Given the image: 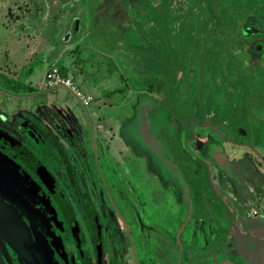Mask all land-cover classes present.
<instances>
[{"label":"rangeland","instance_id":"1","mask_svg":"<svg viewBox=\"0 0 264 264\" xmlns=\"http://www.w3.org/2000/svg\"><path fill=\"white\" fill-rule=\"evenodd\" d=\"M3 1L11 3L12 14L20 17L29 14L31 25L23 26L18 21L8 22L4 18L6 8L0 9V57L3 55L7 58V50L12 45L19 46L20 53L23 47L29 53L26 40L21 38L20 42H11L14 31L24 34L22 28L29 29L25 33H29L27 39L30 36L32 47L36 35L44 38L37 54L18 62L21 68L19 78L12 79L7 67H0V120L10 121L23 109H32V113L37 116L43 111L47 112L49 107L58 109L65 118L73 120L72 124H68L72 125L73 135L70 134L74 139H63L62 144L78 186L83 189L86 181L88 184L99 180L97 177L91 178L92 181L82 180L81 177L86 178L84 174L88 168L98 173L101 167L107 180L106 188L111 193H120V167L119 164H113L118 154L114 153L115 150L112 154L110 150L105 157L101 141L98 137L95 141L92 135V120L86 109L91 112L96 110V102L93 100L89 106L84 107L63 86L40 90L37 86L33 87V84L43 78L46 67L57 62V66L62 68V62L70 60L73 63L71 73L78 75L87 84L80 90L84 94L90 91L96 96L95 100L100 103L101 113L107 123L121 127L120 132L132 151L128 157L129 165L137 168L136 177L140 176L146 184L149 179L145 178H153L158 185L165 187L162 176H165L166 171L157 166L151 151H144V144L143 151H140L143 140L135 138L134 134L141 135L142 130H134L133 127L137 121L142 122L144 119L141 118L145 115L148 125L154 131H159L158 125L163 122L162 115L174 116L175 127L172 126L168 131L170 137L164 136L165 142L162 145L168 147H165V151H159L160 158L167 161L172 158L180 162L187 172L188 184L193 186L202 199L204 195L207 197V202L204 200L206 205L202 203L206 207V212L203 210L205 214L202 213L204 244L194 243L192 249L199 255L202 251H208V246H212L211 249L216 246L220 256L227 252L226 256L235 262L241 255L249 256L255 262L264 234L260 231L257 234L259 238L250 237L252 232L240 229L236 223L232 202L217 195L210 197L215 192L213 184L218 174L208 169L203 160L194 159L187 145L193 140L191 126L196 127L206 118L210 121L207 122L208 126L215 127V130L208 128L211 131L209 137L193 143L195 150L208 144L209 138L211 143V138L220 141L231 137L245 139L250 144L249 148L252 147L257 154L259 151L264 157V0H71L70 4L61 8L64 26L53 19L61 4L52 3V0H25L27 3L23 0H14V3L12 0H0V3ZM45 13L46 18H43ZM34 17L38 19L33 20ZM74 17L80 18L91 30L86 34L81 33L83 40L80 46L70 53L60 37L62 30H73L71 24ZM250 18L261 22L260 32L251 27ZM205 39H210L212 49L208 48L204 53L202 42ZM257 42L263 48L260 50L257 47L254 52L253 45ZM22 66H25L24 69ZM27 79L31 85L27 84ZM149 99L156 102V105L149 104V108H145ZM17 121L14 123L17 124ZM142 124L143 128L146 127V123ZM179 129L182 130L180 139L171 142V134L175 130L177 135ZM21 132L20 135L18 131L16 134L22 136ZM162 138L158 140L162 141ZM49 145L52 151L46 147L48 156H54L60 162L58 152ZM231 149L236 153H245L243 149ZM251 152L250 149L248 153L252 156ZM261 156H257L259 162L252 160L253 166L249 168L255 170L254 185L258 187L260 196H264V159L259 158ZM51 167L60 178L65 177V164L60 172L55 170L53 163ZM237 170L238 166L235 165ZM173 171L174 168L170 170ZM96 186L102 185L98 182ZM96 189L101 196V189ZM121 192L124 194V191ZM131 197L136 200V197ZM119 199L116 198V202L120 207ZM210 200L215 208V213L212 212L214 220L208 214L207 203ZM123 211L126 216L131 214L135 217L130 208ZM148 212L151 214L150 210ZM252 220L257 222L255 218ZM219 230L227 234L222 236L220 232L217 236ZM198 264L202 262L198 261Z\"/></svg>","mask_w":264,"mask_h":264},{"label":"flooded vegetation","instance_id":"2","mask_svg":"<svg viewBox=\"0 0 264 264\" xmlns=\"http://www.w3.org/2000/svg\"><path fill=\"white\" fill-rule=\"evenodd\" d=\"M260 45V42L253 45L254 52H256V48ZM262 48L263 46H261V49ZM46 110H48V108ZM17 118L20 119L17 121ZM14 121H17V124L14 123ZM72 122V119L65 118L61 111L56 108L53 109V107H49L47 112L43 111L40 116L37 117H35V114H24L18 115L10 121L7 120L3 122L0 120V128L9 132L24 149L31 153L46 174H42V176L37 175L24 159L17 155L14 149L0 140V152L2 155L14 160L16 165H19L20 170L22 169L23 176L28 175L30 177L25 176L24 180L29 182L32 181L36 185L35 189H25L24 195L28 197L37 217L40 219L39 223L36 221L38 233L36 232L35 242L34 244L31 243V245H27L26 250L28 257L22 258L27 259L28 262V259H30L33 263H28L24 260L21 263L10 250L12 264H145L147 259H149V256L145 254V250L149 246L143 244L141 240L134 235L132 227L133 222L138 224V217L140 214L142 223H149L148 220L143 219L140 207L131 205L134 208V212H132L135 214L136 220L130 221V219L126 218L123 212L125 206L123 205V200L125 196L122 195L121 191L120 193H111V191L106 188L107 180L101 167L99 168L100 170L98 169V173L88 168L87 173L84 174L86 178H84V176L81 177L82 180L95 179L96 177L97 179L99 178V180L94 182L90 180L92 182L88 184L86 181V184L83 183V189L78 186L77 179L74 178V170L70 165V161L66 158L67 155L62 144L63 139L69 141L70 137L74 139V137H72L73 133H71ZM13 124H15V126ZM17 126H19V128H17ZM54 126H56V130ZM41 130L42 133L40 132ZM17 131L18 134L21 132L22 136H19L20 134L17 135ZM237 132L242 134L239 131ZM211 140L210 143L209 138L208 144L204 145L205 148H200L202 150V157L206 159L207 162L217 165L207 157L208 149L211 150L213 147L217 146L222 153L227 155L230 169H222L218 165L217 168L222 173H230V176H232L236 182L239 181L238 174L232 172L235 167L232 169V164L229 160V154H231V152H227L225 149V141H223V139L219 141L214 138H211ZM228 143L230 147H236V145L250 146L245 139H229ZM49 144L58 152L61 157L60 162L57 161L54 156H48L46 147L52 151ZM257 152L259 153L257 155L261 156L260 152ZM51 157L53 158L52 162L50 161ZM255 157L257 158V156ZM203 158L202 160L207 163ZM259 158H262V156ZM262 159H264V157ZM52 163L55 170L58 172L62 170L64 164L67 166L66 169L63 170L66 171L65 177L60 178V175L54 173V169L51 167ZM0 174L2 173L0 172ZM98 182L102 185L101 187L96 186ZM96 188H100L103 192L101 196ZM7 192L10 194L9 191ZM116 198L117 200L119 198L121 199H119L120 207L116 202ZM25 200L27 199L25 198ZM192 202H194L193 198L189 197L187 201L190 213L189 219H191L194 212V204ZM26 215L29 216L28 214ZM262 221L264 222V218ZM187 223L186 221L184 223L181 222L175 241L177 246L176 253L170 254L171 258L166 259V263L198 264V261H201L202 264H213L214 258H218L225 259L233 264H264V245H262L264 244V237L262 239L260 238L262 241L258 249L259 253L257 257H255V262L251 261L249 256L244 257L243 255L239 256L235 262L233 259H230L229 256H226L227 252H225L224 256H220L216 246H214L215 249H212L209 253L207 251H202V254H196L200 258L195 256L193 258L188 257L192 250L193 243H187L183 238L184 231L186 227L189 226ZM236 223L240 229L246 230L242 225H239L240 222ZM181 228L183 230L180 233ZM153 229H155V227H153ZM195 231L192 232V239L193 237L196 238ZM246 231L252 232L250 237H258L257 234H259L260 231L264 234V230L255 231L254 234L251 230ZM203 244L204 242L202 241V245ZM149 248L146 251H148ZM127 252L131 254L129 260L126 258ZM210 255H213V257H210ZM260 255L262 256L260 257Z\"/></svg>","mask_w":264,"mask_h":264},{"label":"crops","instance_id":"3","mask_svg":"<svg viewBox=\"0 0 264 264\" xmlns=\"http://www.w3.org/2000/svg\"><path fill=\"white\" fill-rule=\"evenodd\" d=\"M23 1L24 3H27L25 0ZM12 2L14 3V0H12ZM53 2L61 4V6L54 14L53 19L55 20V22L58 21V24H60L61 26H64V23L62 22L61 8H64L65 5L70 4L71 0H52V3ZM46 3H49V1ZM11 7L13 6L9 2L3 1L0 3V9L6 8V11L4 13V18L8 22L18 21L20 24H23V26L28 24L31 25L29 14H26L27 16L22 15L23 17L17 16L14 13L12 14L13 8L11 9ZM46 15L47 14L45 13V16H43V18H46ZM0 19L2 18L0 17ZM32 19L35 20L38 18L34 17ZM250 24L252 25L251 27L254 28L256 31L260 32L262 30V26H261L262 24L260 21H257L254 18H250ZM72 26H73V30L71 31L70 30L65 31V29L62 30L61 33L62 36L60 37V40L63 39L62 44H64V46L68 49V51H70V53L75 52L80 46L81 41L83 40V38H81L82 36L81 33L86 34L91 30L90 26H87L86 24L82 23L81 19L78 17L73 18V23L71 24V27ZM22 29H23L22 32H24V34H21V31H17V32L14 31L15 32V34L13 33L14 39L11 42H14V40H16V42H20L21 38L22 40L23 39L26 40V49H29V53L25 52L26 50L24 49V47L22 48L23 50L20 53L19 46L17 47L15 45H12V47L8 48L7 50L8 57L4 58L3 55H1L0 57V65H1L0 67L1 68L4 66L7 67V72L8 74H10L12 79L19 78V73H20L19 69L21 68L18 66V62L20 60H27L30 56L32 55L34 56L35 54H37L39 48H41L40 44L42 43L44 38V36H39L38 38V35H36V38L33 41L34 46L32 47L29 39L30 36L27 39V34L29 33H25L27 32L26 30L29 29H24V28ZM0 30H2V27H0ZM208 48L212 49L210 39L209 40L205 39V41L202 42V50H204V53L206 50L207 51L209 50ZM250 48H252V45L250 46ZM211 52L213 53V51ZM46 57L47 56H45V58ZM56 59L61 60L60 57H56ZM62 63H63L62 68H59L57 66L58 65L57 62H54L52 66L46 67L43 72V78L41 80L37 79L36 83L33 84V87L37 86L40 90L48 89L45 88L44 84H45L46 75L52 69H58L65 77L71 78L75 84L77 83L76 85L78 86L79 89L81 87L87 86L85 81L81 80V78H79L78 75H74L71 73V67L73 66V63H71L70 60H66L65 63L64 62ZM67 64L70 65L68 67H65L67 66ZM24 67L25 66H22L23 69ZM30 83H31L30 80L27 79V84ZM85 93L86 95L92 97V99L96 102V106H97L96 110H94L93 112H91L89 109H86L89 118L92 120L91 127L93 130L92 135L94 140L96 141L95 138L98 137L99 140L101 141L102 154L105 157L109 155L110 150L112 154L114 150H115L114 153L118 154V156L115 157L113 156L116 160L115 162H113V164L114 165L119 164L120 167L121 176L119 179L120 180L119 186L120 188L122 187L121 191H124V194H122L125 196L123 200V205H125L124 210L125 209L128 210V208L131 207L130 209H132L133 211L134 208L131 205H136L140 207V211H142L143 214V219L149 221V223L146 224L142 223L141 220L142 218L140 217L141 216L140 214V216L138 217V224L134 222H133L134 224H132L134 235H136L143 244L145 245L147 244V246L150 247V248L147 247V249L149 248L148 251H146L147 249L145 250L146 256H149V259H147L148 262L146 261L145 264H168L166 263V259L171 258L170 254L176 253L177 250L175 241H176V235L178 233V228L181 222L184 223L186 221L188 222L187 225L189 224V226H187L184 231L185 233L183 238L185 242L190 244L193 243L192 246H194V243L200 244L203 241L205 234V229L203 228L204 226L203 216L205 214L204 211L206 212V207L204 206L206 205V203L204 202V200L207 202L206 195H204V198L202 199V196L199 195L196 192V190H194L193 186L188 184L187 172L184 170L180 162L178 163L172 158H170L169 161H167L165 158L162 157L160 158L159 151H165V147H168L164 144L162 145V143L165 142L164 136L170 137V133L168 131L171 130L172 126L175 127L174 116L173 118H171L163 114L162 115L163 122L160 125H158L159 131H154L153 128L148 125V122H146L147 120H145V115H143L141 119H144L142 122L146 123V127L143 128V124L141 121H137L136 126L133 127L134 130H138V131L142 130L141 135L134 134L135 138H138L139 140H143V142H141L140 145V151H143L142 147L144 144L146 146L145 148H143L144 151L147 150L151 151V153L153 154L152 157L154 158V162L157 164L158 167L166 171L165 176H162L164 183L166 185L165 187L158 185L156 181L153 180V178H145V179H149V181H147L146 184L144 180L141 179L140 176L136 177L137 168L129 165L128 157H130L129 155L131 154L132 151H131V147L129 145H126V140L120 132L121 127L117 126L115 123L113 124L107 123L106 118H104L105 116H103V114L101 113L102 108L100 103L95 100L96 96L94 97L90 91ZM9 96L13 97L16 95H9ZM24 96L25 98L28 97V95H23V97ZM16 98L18 99L20 97H16ZM146 104L147 105H145V108H149V104L156 105V102H153L151 99H149L146 102ZM83 106L87 107L85 105ZM21 111L22 112L20 114H16V116L18 115L20 116L24 114H33L32 109H29V111L23 109ZM35 117H37V115H35ZM207 122L210 121H208L205 118L202 119L196 127L191 126V129H193V134H192L193 140L191 143L190 141L188 142L187 148L193 152L194 159L198 158V160H202L201 158H203L202 150L200 149V147L199 150H195V146L193 145V143H195L198 139L204 140L209 137L211 131L208 129L210 128V126H208L209 124ZM170 124L171 126L168 127V125ZM210 129L215 130V127ZM175 133L176 131L174 130V132L171 134V142L174 141L176 142L180 139L182 130L179 129L177 135H175ZM155 135H157L159 139H161L162 136L163 140L159 141ZM229 138L232 140H236L231 137ZM166 140L170 142L169 139L166 138ZM228 140L229 139H227V141ZM223 141H226V139L224 140L223 138ZM248 143L249 142L247 141V144ZM226 144H225V149L227 150V152H231V154H229V160L230 163L232 164V169H234L235 165L238 166V170L235 171L234 169L232 170V172L238 174L237 176L239 181L236 182V180H234V178L230 176V173L228 174L222 173L217 168V165L213 163L211 164L210 162H207V160L203 158L207 162L206 164L208 166V169L213 171L215 174H218L217 175L218 179L216 183L213 184L216 193L213 192L212 196L210 197L213 198L215 195H217L221 199L224 198L227 199V201L230 200L233 205V213L235 215L234 216L235 221L240 222L239 225H242L243 228H245L246 230H251L253 231V233H255V231L264 230V222L262 221L264 218V202H263L264 196H260L259 189H257L258 187H255L254 185L255 176H253V173L255 172V170H253L252 168L251 170L249 168L251 167V165L253 166L252 160L256 159L259 162V159L255 157L258 155L257 153H255L252 147L249 148L248 146L236 145V147H240L238 149L245 150V153H240V152L236 153L233 151V149L230 150V148L235 146L230 147L228 142H226ZM160 145L161 148L159 149ZM250 149L253 152V153L251 152L253 154L252 156L248 153ZM185 152L187 151L185 150ZM253 156L255 158H253ZM131 163L133 164V161H131ZM172 168H174L175 172L174 171L173 172L175 174L170 172ZM174 175L176 176L174 177ZM191 188L192 190H190ZM131 196L136 197V200H133ZM189 197L193 198L195 204L194 212L191 216V219L188 218L190 215L189 208L187 206V201ZM202 203L204 204L203 206ZM207 205H208L207 207L209 208L208 209L209 218L211 220H214V215L212 214V212L215 213L214 204L210 200V202L207 203ZM149 210L151 214L148 212ZM126 218L130 219V221L137 219L136 217L131 216V214L126 216ZM252 218H256V221L258 222L252 221ZM152 226L155 227V229H153ZM225 229H228V227H225ZM222 230L217 231L216 235L219 236L221 232L222 236H224L227 232H223ZM193 231H195L194 233L196 234V238L193 237L192 239ZM211 247L209 248L208 246L207 248L208 253L212 251ZM194 256L196 257V253L192 249L188 257L193 258ZM126 258H128V260L131 258L130 252H127Z\"/></svg>","mask_w":264,"mask_h":264},{"label":"water","instance_id":"4","mask_svg":"<svg viewBox=\"0 0 264 264\" xmlns=\"http://www.w3.org/2000/svg\"><path fill=\"white\" fill-rule=\"evenodd\" d=\"M258 49H261V46H258ZM0 140L14 149L17 155L22 157L37 175H46L35 157L2 128H0ZM207 154V157L220 168L230 169L227 155L222 153L217 146L211 150L208 149ZM21 170L14 160L5 157L0 152V172L2 173L0 174V264H12L10 250L21 263L23 260L28 262L27 259L22 258L28 257L27 245L34 244L35 236L38 233L36 221L39 223L40 219L37 217L30 200L24 195L25 189H35L36 185L32 181L24 180L25 176H29H23ZM182 230L181 228L180 233ZM28 260L33 263L32 260ZM213 264L233 263L225 259L214 258Z\"/></svg>","mask_w":264,"mask_h":264},{"label":"built area","instance_id":"5","mask_svg":"<svg viewBox=\"0 0 264 264\" xmlns=\"http://www.w3.org/2000/svg\"><path fill=\"white\" fill-rule=\"evenodd\" d=\"M44 86L45 88L63 86L75 95L85 106L89 105L93 100L92 97L84 94L71 78L65 77L58 69H52L48 72Z\"/></svg>","mask_w":264,"mask_h":264}]
</instances>
